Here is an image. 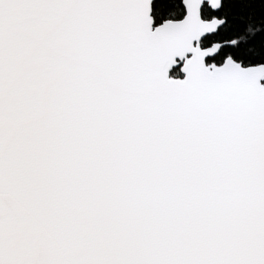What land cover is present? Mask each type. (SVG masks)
<instances>
[{
    "label": "snow or ice",
    "instance_id": "obj_1",
    "mask_svg": "<svg viewBox=\"0 0 264 264\" xmlns=\"http://www.w3.org/2000/svg\"><path fill=\"white\" fill-rule=\"evenodd\" d=\"M0 264H264V0H0Z\"/></svg>",
    "mask_w": 264,
    "mask_h": 264
}]
</instances>
